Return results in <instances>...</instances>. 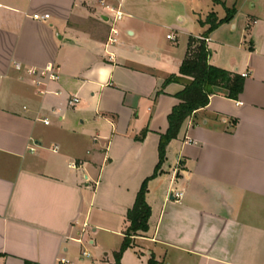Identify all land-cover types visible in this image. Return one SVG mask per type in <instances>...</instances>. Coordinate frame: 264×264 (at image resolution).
<instances>
[{
  "label": "crops",
  "instance_id": "0c3cea01",
  "mask_svg": "<svg viewBox=\"0 0 264 264\" xmlns=\"http://www.w3.org/2000/svg\"><path fill=\"white\" fill-rule=\"evenodd\" d=\"M104 1L126 16L113 25L97 1L0 0V264H96L120 250L181 103L184 84L166 82L190 38L209 29L200 21L224 19L226 9L236 14L208 36L209 63L249 73L244 91L211 96L169 143L148 184L149 231L122 263L264 264V0ZM15 63L54 65L59 79Z\"/></svg>",
  "mask_w": 264,
  "mask_h": 264
},
{
  "label": "trees",
  "instance_id": "16d2710c",
  "mask_svg": "<svg viewBox=\"0 0 264 264\" xmlns=\"http://www.w3.org/2000/svg\"><path fill=\"white\" fill-rule=\"evenodd\" d=\"M220 4L219 0H213ZM227 16L219 19L211 13L202 26H209L203 37H208L222 24L230 22L236 11L226 9ZM209 50L201 38H190L186 57L180 67L179 75L167 80L166 84L176 81L184 84V89L176 95L181 103L175 106L168 117L169 128L161 135L159 144V163L154 174L146 179L137 194L135 204L127 215L128 228L120 250L115 254V264H121L123 254L133 245V238L149 231L152 210L147 202L148 184L156 178L166 160L167 146L178 138L184 123L197 111L207 107L213 95L224 94L237 100L244 91L245 78L239 73L230 72L209 63ZM26 264H29L28 262ZM148 264H159L153 257Z\"/></svg>",
  "mask_w": 264,
  "mask_h": 264
},
{
  "label": "built area",
  "instance_id": "2783aa9c",
  "mask_svg": "<svg viewBox=\"0 0 264 264\" xmlns=\"http://www.w3.org/2000/svg\"><path fill=\"white\" fill-rule=\"evenodd\" d=\"M18 1V0H16ZM99 2L100 5L102 6V8L108 10L111 13V17L113 20V25H115L116 23H118L119 21H121L126 14L121 10V8L115 9L114 7L106 4V2L104 0H79V2L83 5H89L91 3L94 2ZM2 7V5L0 4V8ZM50 18V15L45 14V15H41V14H35L33 15V19L37 20V21H46ZM113 32L114 35H117V31L115 29L112 28L111 30ZM168 38L174 39V36L169 35ZM202 40H204L205 42H209L210 38L208 37H202ZM112 43H116L117 40L116 38H112L111 39ZM15 68L18 71H26L29 75L34 76L36 79H48V80H52L55 81L57 79H59V73H58V69L56 66L54 65H49L45 68H26L24 67V65H22L21 63H15ZM241 76L243 78H247L249 76V73H242ZM42 83V82H41ZM40 82H38V84H41ZM79 103V98L76 96H73L70 100H69V105L71 107H75L77 104ZM44 124L45 125H49V121L48 120H44ZM188 142H191V140L187 139ZM56 150V149H55ZM70 168L72 169H78L81 164L73 161L70 163ZM174 196L176 198V200L181 201L184 197V193L183 191H175L173 192ZM81 241V240H79ZM81 258L82 259H92V256L89 252L87 251H83L81 254ZM58 264H75L71 261H69L66 258H60L58 260Z\"/></svg>",
  "mask_w": 264,
  "mask_h": 264
},
{
  "label": "rangeland",
  "instance_id": "374dc122",
  "mask_svg": "<svg viewBox=\"0 0 264 264\" xmlns=\"http://www.w3.org/2000/svg\"><path fill=\"white\" fill-rule=\"evenodd\" d=\"M198 2V4L200 5V6H202V7H204L205 8V6H207V5H209L210 3H211V1L210 0H198L197 1ZM168 32H171V31H168ZM144 254V255H143ZM133 255V254H132ZM139 256V258H145L146 257V253L145 252H143V253H139V254H137V255H135V257H138ZM131 257V259L133 260L134 258L132 257V256H130ZM104 258H106L107 260H110L111 262H113V260H114V258H115V255H113L112 253L108 256V257H104V256H100V255H97L96 257H94V262L96 263V264H98V263H101V260L102 259H104ZM122 258H123V256H122ZM121 264H123L122 263V259H121Z\"/></svg>",
  "mask_w": 264,
  "mask_h": 264
},
{
  "label": "water",
  "instance_id": "95a60500",
  "mask_svg": "<svg viewBox=\"0 0 264 264\" xmlns=\"http://www.w3.org/2000/svg\"><path fill=\"white\" fill-rule=\"evenodd\" d=\"M171 196H173V197H174V193H171Z\"/></svg>",
  "mask_w": 264,
  "mask_h": 264
}]
</instances>
